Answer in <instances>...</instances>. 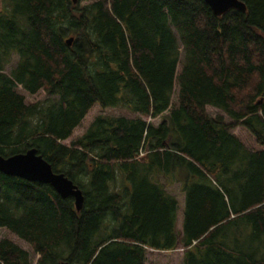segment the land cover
<instances>
[{
    "label": "trees",
    "instance_id": "1",
    "mask_svg": "<svg viewBox=\"0 0 264 264\" xmlns=\"http://www.w3.org/2000/svg\"><path fill=\"white\" fill-rule=\"evenodd\" d=\"M241 1L217 17L203 0H2L0 156L34 148L83 195L77 211L0 173V228L36 264H145L179 246L183 264H264V0ZM95 104L138 117L96 116L62 144ZM0 264L31 259L4 238Z\"/></svg>",
    "mask_w": 264,
    "mask_h": 264
},
{
    "label": "rangeland",
    "instance_id": "2",
    "mask_svg": "<svg viewBox=\"0 0 264 264\" xmlns=\"http://www.w3.org/2000/svg\"><path fill=\"white\" fill-rule=\"evenodd\" d=\"M87 1H81L80 6H84L87 4ZM2 5V0H0V8ZM17 61V56L13 55L12 62L5 67V73L8 74L10 69L14 66V64ZM17 91L24 95L25 102L26 103H35L38 101H43L46 97H48L44 92L39 91L36 95H29L26 92H24L21 88V86H18ZM208 114L213 117H222L225 122H229V119L219 110L213 108V107H207ZM99 115H105V116H122L126 118H135L138 117V115L132 114L128 112L127 110L123 109H116V108H106L101 109L98 104H95L91 110L87 113V115L84 117L80 125L74 130L72 136L63 141L62 144L68 146L71 141L76 140L78 137H80L84 131L87 129L89 124L93 121V119L96 116ZM148 121L158 124L160 122V118L155 119H147ZM233 134L239 138L247 147L252 149H257V145L255 143V139L252 137V135L241 126H237L232 130ZM167 191L174 195L177 198L178 202V210H177V229L178 231L181 230L182 226V219H183V194L181 193L179 187L172 186L167 187ZM10 239L14 243H16L19 247L26 250L30 256L31 264H36V260L38 258V255L32 252L30 246L23 240L18 239L17 237L10 234L6 229L0 228V239ZM145 264H183V249L179 246L176 250L170 251V252H159V251H153V250H147L146 252V261Z\"/></svg>",
    "mask_w": 264,
    "mask_h": 264
},
{
    "label": "water",
    "instance_id": "3",
    "mask_svg": "<svg viewBox=\"0 0 264 264\" xmlns=\"http://www.w3.org/2000/svg\"><path fill=\"white\" fill-rule=\"evenodd\" d=\"M76 4L80 0H71ZM213 14L220 17L229 10L245 12L246 7L241 0H203ZM72 38L66 39V44L71 45ZM0 173L5 176L15 177L27 182L50 185L62 198H73L77 211L83 204L81 191L63 174L54 173L47 161L37 154L34 148L24 153H17L9 157L0 156Z\"/></svg>",
    "mask_w": 264,
    "mask_h": 264
},
{
    "label": "crops",
    "instance_id": "4",
    "mask_svg": "<svg viewBox=\"0 0 264 264\" xmlns=\"http://www.w3.org/2000/svg\"><path fill=\"white\" fill-rule=\"evenodd\" d=\"M178 230V229H177Z\"/></svg>",
    "mask_w": 264,
    "mask_h": 264
}]
</instances>
